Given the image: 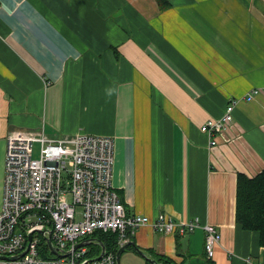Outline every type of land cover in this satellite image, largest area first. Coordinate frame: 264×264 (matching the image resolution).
<instances>
[{
	"label": "crops",
	"instance_id": "crops-1",
	"mask_svg": "<svg viewBox=\"0 0 264 264\" xmlns=\"http://www.w3.org/2000/svg\"><path fill=\"white\" fill-rule=\"evenodd\" d=\"M255 88L212 146L203 123ZM16 128L114 137L128 213L199 216L222 232L213 259L202 228L146 225L134 246L177 264H264L260 233L236 220L239 175L264 169V0H0V210Z\"/></svg>",
	"mask_w": 264,
	"mask_h": 264
},
{
	"label": "built area",
	"instance_id": "built-area-1",
	"mask_svg": "<svg viewBox=\"0 0 264 264\" xmlns=\"http://www.w3.org/2000/svg\"><path fill=\"white\" fill-rule=\"evenodd\" d=\"M261 91L255 88L246 97L231 98L222 117L203 123L201 130L212 137V146L217 144V136L232 128L237 105ZM114 163L112 136L79 132L54 137L44 128L10 130L0 210V254L16 257H0V264H118L115 251H106L100 258L89 255L93 234L116 231L120 248L146 225L174 234L202 228L207 257L215 258L222 241V232L215 224L203 223L199 216L181 220L166 212L155 218L128 213L113 183ZM48 237L58 255L51 248L52 256L42 254L41 242H47ZM85 239L91 242L77 246ZM245 263L259 264L252 257H246Z\"/></svg>",
	"mask_w": 264,
	"mask_h": 264
},
{
	"label": "trees",
	"instance_id": "trees-1",
	"mask_svg": "<svg viewBox=\"0 0 264 264\" xmlns=\"http://www.w3.org/2000/svg\"><path fill=\"white\" fill-rule=\"evenodd\" d=\"M236 220L247 230H256L260 233V242L264 245V169L253 177L240 174L237 187ZM94 240L89 244L91 257L101 254L103 246L107 251L117 252L118 233L116 231L98 230L93 234ZM133 246V247H132ZM128 249L134 248L132 243ZM126 248V249H127ZM41 252L44 256H52L49 244L45 239L41 242ZM149 255L155 258L160 264H177L173 259L166 255L159 254L153 249H149ZM145 264H154L149 259ZM214 264V263H210Z\"/></svg>",
	"mask_w": 264,
	"mask_h": 264
},
{
	"label": "water",
	"instance_id": "water-1",
	"mask_svg": "<svg viewBox=\"0 0 264 264\" xmlns=\"http://www.w3.org/2000/svg\"><path fill=\"white\" fill-rule=\"evenodd\" d=\"M44 230H45V229L40 230V231H44ZM32 237H33V232L29 233V243L31 242ZM47 242H48V244H49L51 250H52L55 254L58 255L59 252L57 251V248H56V246L53 244L52 239H51L50 237L47 238ZM89 242H91L90 239H85V240L79 242V243L77 244V246H81V245L89 244ZM130 243L133 244L132 241H131ZM128 245H129V243L126 244V245H124V246H122V247H120V248L118 249V251H117V263H118V264H122V262H121L122 253H123V251L127 248ZM135 249H136V251H138L141 255H143L146 259H149L152 263H154V264H160L155 258H152V257H151V256L145 251V250H143V249H141V248H139V247H137V246H135ZM106 251H107V250H106V247L103 246L102 252H101V254L98 256V258L102 257V255H103ZM0 257H1V258H15L16 256H8V255L0 254Z\"/></svg>",
	"mask_w": 264,
	"mask_h": 264
},
{
	"label": "rangeland",
	"instance_id": "rangeland-1",
	"mask_svg": "<svg viewBox=\"0 0 264 264\" xmlns=\"http://www.w3.org/2000/svg\"><path fill=\"white\" fill-rule=\"evenodd\" d=\"M35 146H36L35 155L37 156L38 153H39V151H38L39 146H38V144H36ZM89 246H90V245H89ZM135 253H136V252H135ZM142 256H143V255L136 253L137 261L134 262V264H144V260L142 259L144 256H143V257H142ZM124 264H125V261H124Z\"/></svg>",
	"mask_w": 264,
	"mask_h": 264
},
{
	"label": "bare ground",
	"instance_id": "bare-ground-1",
	"mask_svg": "<svg viewBox=\"0 0 264 264\" xmlns=\"http://www.w3.org/2000/svg\"><path fill=\"white\" fill-rule=\"evenodd\" d=\"M115 186V185H114Z\"/></svg>",
	"mask_w": 264,
	"mask_h": 264
}]
</instances>
